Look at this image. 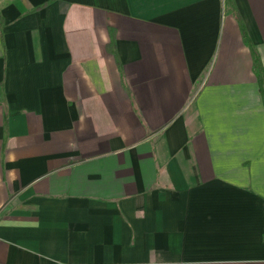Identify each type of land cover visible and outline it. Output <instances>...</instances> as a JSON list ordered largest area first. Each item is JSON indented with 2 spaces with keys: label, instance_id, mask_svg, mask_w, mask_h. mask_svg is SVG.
I'll return each instance as SVG.
<instances>
[{
  "label": "crops",
  "instance_id": "obj_1",
  "mask_svg": "<svg viewBox=\"0 0 264 264\" xmlns=\"http://www.w3.org/2000/svg\"><path fill=\"white\" fill-rule=\"evenodd\" d=\"M232 1L0 0V264H264V0Z\"/></svg>",
  "mask_w": 264,
  "mask_h": 264
},
{
  "label": "trees",
  "instance_id": "obj_2",
  "mask_svg": "<svg viewBox=\"0 0 264 264\" xmlns=\"http://www.w3.org/2000/svg\"><path fill=\"white\" fill-rule=\"evenodd\" d=\"M226 3H227V5H231L232 7H235L232 0H226ZM42 7H44V6L37 7L36 9H41ZM241 28H242L244 38L246 39V41L250 42L248 35H247V31H246L245 26L243 24H241ZM114 41H115V38L112 37L109 45L114 47ZM253 56H254L255 70H256V74H257L258 83L260 85L261 93H262V96L264 99V68H263V65H262V62H261V59H260V56L258 55V53L255 52L253 54Z\"/></svg>",
  "mask_w": 264,
  "mask_h": 264
}]
</instances>
